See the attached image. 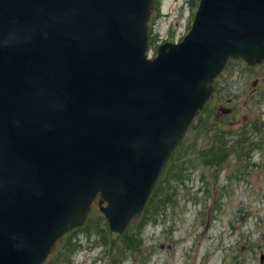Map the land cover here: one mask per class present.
Returning <instances> with one entry per match:
<instances>
[{"label":"water","instance_id":"95a60500","mask_svg":"<svg viewBox=\"0 0 264 264\" xmlns=\"http://www.w3.org/2000/svg\"><path fill=\"white\" fill-rule=\"evenodd\" d=\"M155 5L0 0V264H41L97 195L120 235L226 62L264 60V0H199L148 57Z\"/></svg>","mask_w":264,"mask_h":264},{"label":"rangeland","instance_id":"374dc122","mask_svg":"<svg viewBox=\"0 0 264 264\" xmlns=\"http://www.w3.org/2000/svg\"><path fill=\"white\" fill-rule=\"evenodd\" d=\"M198 4L156 0L148 56L158 53L160 44L185 37ZM225 107L227 112L221 110ZM211 127L230 130L229 142L246 128L244 146H231L220 167L196 162L177 187L175 202L141 230L134 217L111 239L95 199L85 223L60 236L42 264H259L261 254L264 264V60L253 67L242 59L227 62L182 138L189 157L196 155L192 141L197 148L209 143Z\"/></svg>","mask_w":264,"mask_h":264},{"label":"trees","instance_id":"16d2710c","mask_svg":"<svg viewBox=\"0 0 264 264\" xmlns=\"http://www.w3.org/2000/svg\"><path fill=\"white\" fill-rule=\"evenodd\" d=\"M193 123V120L191 124ZM191 124L189 127H191ZM256 123H252L249 129L255 127ZM200 126V122L198 124ZM205 132L209 131V126L201 125ZM214 131L213 137H211L207 145H203L201 148H197L195 142L192 141V146L195 148V156L189 157L185 153L184 141L181 139L177 146L171 152L168 160L165 163L161 173L159 174L153 189L147 199L145 207L136 216L139 217L141 224L140 230L149 221L154 222L160 209L167 206L171 201L175 202L176 189L179 185H183L184 179L188 174L190 167L194 166L196 162H201L205 166L209 167H220L221 164L228 158L231 152V146L243 147L242 144L245 140L247 133L246 128L239 129L237 136L233 142H229L225 137L231 133L230 130H222L217 127H211ZM188 130V128H187ZM190 130V129H189ZM226 134H224V133ZM209 139V137H208ZM231 141V140H230ZM184 143V144H183ZM189 144V145H190ZM234 148V147H233ZM138 229V230H139Z\"/></svg>","mask_w":264,"mask_h":264},{"label":"flooded vegetation","instance_id":"af4514ba","mask_svg":"<svg viewBox=\"0 0 264 264\" xmlns=\"http://www.w3.org/2000/svg\"><path fill=\"white\" fill-rule=\"evenodd\" d=\"M93 203V202H92ZM98 204H99V199H98ZM101 204H102V202H101Z\"/></svg>","mask_w":264,"mask_h":264}]
</instances>
